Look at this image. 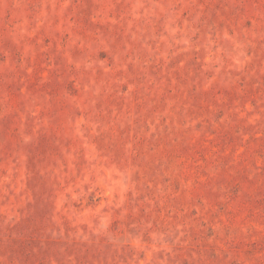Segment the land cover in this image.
<instances>
[{"label":"rangeland","instance_id":"obj_1","mask_svg":"<svg viewBox=\"0 0 264 264\" xmlns=\"http://www.w3.org/2000/svg\"><path fill=\"white\" fill-rule=\"evenodd\" d=\"M0 264H264V0H0Z\"/></svg>","mask_w":264,"mask_h":264}]
</instances>
